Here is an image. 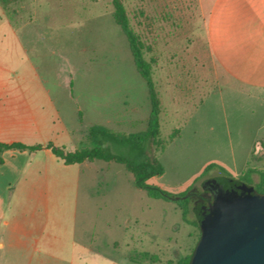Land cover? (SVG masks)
<instances>
[{
  "label": "rangeland",
  "instance_id": "obj_1",
  "mask_svg": "<svg viewBox=\"0 0 264 264\" xmlns=\"http://www.w3.org/2000/svg\"><path fill=\"white\" fill-rule=\"evenodd\" d=\"M122 1L152 63L162 107L163 147L155 154L165 171L147 182L175 194L194 185L201 193L203 182L224 171L239 178L249 168L264 170V91L219 73L206 36L212 0ZM113 12L112 0H0V53L9 50L6 23L19 29L35 24L46 45L41 74L51 79L66 73L59 115L9 112L7 101L0 103L1 141L52 140L74 150L88 145L93 125L125 134L146 129L147 86ZM20 51L18 45L17 56ZM8 151L33 163L31 180L38 186L12 190L8 215L26 205H50L46 244L56 256L46 254L41 240L42 255L35 254L31 264H176L196 246L199 228L183 220L175 203L137 188L124 165H67L48 150L35 159ZM204 160L218 167L206 172ZM252 177L259 179L256 172ZM195 218V212L188 215ZM5 252L3 264H22L14 251Z\"/></svg>",
  "mask_w": 264,
  "mask_h": 264
},
{
  "label": "crops",
  "instance_id": "obj_2",
  "mask_svg": "<svg viewBox=\"0 0 264 264\" xmlns=\"http://www.w3.org/2000/svg\"><path fill=\"white\" fill-rule=\"evenodd\" d=\"M6 25L3 36L9 37V50L0 53V103L7 101L9 108L6 111L9 112L59 115L57 98L66 94V73L65 76L57 73L51 79L41 74L39 62L46 66V45L40 39V28L30 23L20 29L12 23ZM19 32L24 35L19 37ZM206 36L211 57L221 75L248 90L264 91V0H212ZM18 45L21 51L17 56ZM93 95L99 96L94 91ZM13 106L20 108H11ZM11 142L17 141L8 143ZM44 150L50 151L44 148L33 153H19L35 159ZM10 152L14 151H6L5 161L0 165V264H3L6 250L21 257L22 264H31L35 254L42 255L41 240L46 254L56 256L50 252V244H46L45 228L50 205H26L8 215L12 190L16 193L23 191L25 186L33 190L38 187L31 180V170H36L33 163L27 164L25 159L20 161L13 154L9 157ZM211 163L205 164L204 160L202 168L205 170ZM74 245L78 246L77 243Z\"/></svg>",
  "mask_w": 264,
  "mask_h": 264
},
{
  "label": "trees",
  "instance_id": "obj_3",
  "mask_svg": "<svg viewBox=\"0 0 264 264\" xmlns=\"http://www.w3.org/2000/svg\"><path fill=\"white\" fill-rule=\"evenodd\" d=\"M112 4L114 7V20L127 37L136 69L147 86V99L150 105V114L146 129L125 134L115 132L103 125H93L88 131V145L70 151L66 150L63 146L54 144L52 141H48L45 144H27L19 141L8 143L0 141V165L5 161L3 155L5 151L17 150L33 153L44 148L49 149L57 158L67 165L94 160L120 163L124 165L127 171L133 174V182L137 188L143 189L151 198L163 199L175 203L182 211L183 220L197 226L201 233L197 218L192 221L188 219V215L191 212H195L200 207L206 205V202L201 205H199V203L197 204L199 193L194 185L184 192L175 194L147 182L151 177L161 175L165 171L163 164L155 154V151L159 147H163L160 138L161 100L152 78V63L144 56V43L132 29L123 1L112 0ZM215 167H218L215 163L209 164L206 168V172ZM221 170L224 171V169ZM224 172L225 173L215 178L226 181H237L264 193V170L249 168L239 178L232 176L226 171ZM255 172L259 176L256 182L252 177V174ZM192 253L181 258L176 264H189Z\"/></svg>",
  "mask_w": 264,
  "mask_h": 264
},
{
  "label": "water",
  "instance_id": "obj_4",
  "mask_svg": "<svg viewBox=\"0 0 264 264\" xmlns=\"http://www.w3.org/2000/svg\"><path fill=\"white\" fill-rule=\"evenodd\" d=\"M212 200L197 209L201 233L189 264H264V193L208 179Z\"/></svg>",
  "mask_w": 264,
  "mask_h": 264
},
{
  "label": "flooded vegetation",
  "instance_id": "obj_5",
  "mask_svg": "<svg viewBox=\"0 0 264 264\" xmlns=\"http://www.w3.org/2000/svg\"><path fill=\"white\" fill-rule=\"evenodd\" d=\"M202 187H203V192L198 194L197 204L199 203V205H201L205 202L207 204L208 201L212 200V198H213V193L211 192V190L209 188L204 187V182L202 184Z\"/></svg>",
  "mask_w": 264,
  "mask_h": 264
}]
</instances>
